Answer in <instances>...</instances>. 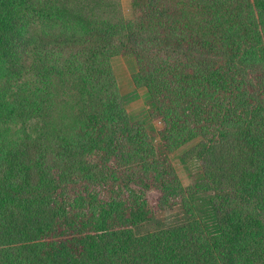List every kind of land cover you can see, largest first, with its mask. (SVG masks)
<instances>
[{
	"label": "trees",
	"instance_id": "1",
	"mask_svg": "<svg viewBox=\"0 0 264 264\" xmlns=\"http://www.w3.org/2000/svg\"><path fill=\"white\" fill-rule=\"evenodd\" d=\"M130 11L0 0V264H264V0ZM119 55L147 91L137 115ZM191 142L183 187L170 155Z\"/></svg>",
	"mask_w": 264,
	"mask_h": 264
},
{
	"label": "rangeland",
	"instance_id": "2",
	"mask_svg": "<svg viewBox=\"0 0 264 264\" xmlns=\"http://www.w3.org/2000/svg\"><path fill=\"white\" fill-rule=\"evenodd\" d=\"M124 16L130 18V0H120ZM111 68L114 72L119 93L126 99V109L130 115H137L147 109V91L145 88H134L132 83V75L137 72L136 62L132 55H119L110 60ZM156 128L161 127L160 122L154 123ZM191 142L170 155L171 163L175 168L176 174L183 187H188L194 182V174L196 172V162L186 159L185 163L180 161L182 157L192 146ZM155 197V196H154ZM182 219L179 210L172 209L166 213L160 214L151 223L144 224L139 228L141 233L153 230L156 227H163L177 223Z\"/></svg>",
	"mask_w": 264,
	"mask_h": 264
}]
</instances>
